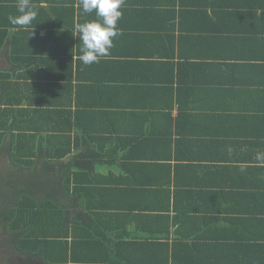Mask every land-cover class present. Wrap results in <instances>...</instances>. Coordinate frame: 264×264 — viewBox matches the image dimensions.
<instances>
[{"label": "crops", "instance_id": "crops-1", "mask_svg": "<svg viewBox=\"0 0 264 264\" xmlns=\"http://www.w3.org/2000/svg\"><path fill=\"white\" fill-rule=\"evenodd\" d=\"M33 2H40L36 19L14 26L8 16L20 15L18 0H0V129L13 124L10 137L26 138L24 161L34 163L54 143L68 153L70 196L63 191L58 204L69 223L50 229L56 234L46 237L43 255L25 253L13 264H264V165L256 160L264 151V99L249 97L246 88L228 96L220 89L226 81L264 83V0H213L217 16L195 13L178 27V35L202 37L210 46L211 63L185 80L206 82L213 70L221 78L211 99L189 100L186 107L195 105L183 112L176 102L159 103L144 93L114 96L129 91L137 70L158 80L156 54L171 30L140 27L126 14L110 50L114 56L84 65L76 29L98 17L81 18L77 0L74 18L56 21L52 3L69 0ZM217 39L226 43L214 49L210 41ZM226 63L238 69L236 77L219 73ZM116 74L121 83H114ZM78 99L88 112L78 113ZM127 99L136 106L129 108ZM123 109L136 110L131 117ZM33 135L55 142L40 149L41 138ZM8 140L0 152L7 165Z\"/></svg>", "mask_w": 264, "mask_h": 264}, {"label": "trees", "instance_id": "trees-1", "mask_svg": "<svg viewBox=\"0 0 264 264\" xmlns=\"http://www.w3.org/2000/svg\"><path fill=\"white\" fill-rule=\"evenodd\" d=\"M69 1L70 3L66 6H58L54 2L52 3L51 8L53 15L57 17L56 21H59L63 17L65 19H67V17L74 18L70 13L76 11L74 3L77 2V0ZM39 3L40 2H37L36 4L37 12L40 9L38 7ZM160 3L163 6H161V9H157L154 7L152 0H125L124 6L121 9L123 16L126 14L134 16L135 19L139 20L138 25L141 24L140 27L144 26L142 23H145L147 27L152 29H158L157 27L161 26V28H164V30L168 32L171 30V35L170 37L164 36L165 38H162L160 42V52L156 54L155 59L162 63L159 65L160 74L157 73L158 80H156V78L152 79L146 75L139 74L137 70L134 77H132V79L129 80V83H127L129 91L123 92L122 89H118L117 94H114V96H117L120 93L124 95L128 93L129 95L141 96L140 94L144 93V95L148 96L146 97L147 99H160L159 103L167 101L171 104L172 102L175 104L176 102L182 107V112L188 111L189 107L191 108L195 105L199 99H211L220 86L218 83L221 78L217 76L216 72H214L217 70H213L209 71L212 72V75L209 73V80H206V82H201L198 77L191 81L185 80V76L187 75L198 74L202 64L206 65V68L211 63L208 53V48H210V46L208 41L202 37L195 39L187 35L180 36L182 33L178 35L177 29L178 27L184 29L187 21H189L188 18H190V15L192 14L195 15L196 13V16H204L207 14L212 17V15H218V9L215 5L216 2L213 3V0L212 3L207 2V4L205 0H160ZM34 4L35 3L33 2V5ZM79 12L81 18H84L83 16H85L96 19L95 12L85 14L82 12L81 7ZM178 18H181V23H177ZM225 40L226 39H217L215 41H210V44L212 45V48L217 49V46L220 47L226 43ZM82 47L83 44L81 48ZM178 48L180 49L179 54L176 52ZM81 54L82 53L80 52V55ZM112 56H114L113 52L110 51L108 55L101 58L98 63L94 64L97 66L101 65ZM132 61L133 60L128 63L133 64ZM215 64H217V62H214L212 65ZM225 65L227 67V69H225L226 71L222 72V69L219 72L223 75V78L236 77L235 75L239 74L237 68L233 69L230 67L233 64L226 63ZM188 70L190 71V74H188ZM260 70L261 69L258 68V71ZM114 80V83H121L123 81L120 80V75L118 74L114 76ZM131 84H133V86H130ZM142 84H147V86L143 88ZM238 88L244 90V93L248 92L245 88L250 89L249 97L251 96V98L264 99V83H259L257 81L249 82L248 84H238L226 81V84L220 87V89L225 92L226 96L235 95L239 90ZM259 88L262 89L260 90ZM100 94H102V92ZM120 95L115 98H120ZM102 99H104V97H100L99 100ZM133 99L141 98L135 97ZM133 99H127V101H129V108L136 106V101H131ZM189 100L196 102L191 106L187 104L186 107L185 103ZM0 103L2 102L0 101ZM87 105L88 104H84L78 99L76 104L77 110H79L78 113L88 112L83 111L88 108ZM96 107L98 108L99 105H96ZM151 107H155L159 114H163L167 111L163 109L160 110L159 106ZM4 110L6 114L9 111L8 109ZM133 110L135 111L136 109ZM134 111L123 109V115L126 114L128 116L129 113H131L132 115L130 116L133 117L135 113ZM90 112L94 113L92 111ZM2 113L0 112V115H3ZM70 113L71 112L69 111V114ZM182 121L185 122L186 120L182 119ZM2 124L3 122L1 125ZM10 128H13V124L11 127H2L0 129L3 130V132L0 131V152H5V150L2 149V146H5L7 142H9V138L11 139L9 145L12 154L10 164H6L7 169L3 171L0 169V193L2 196L5 195V201L2 202L3 211L0 214V218L2 219V225L4 224V230L10 235H15L16 254L22 255L25 253H36L37 256H40L43 255V252L45 253V251L49 249V245H47L49 241H45L47 239L46 237L48 235L56 234L54 230L50 229H55V226L59 224L69 223L67 222L69 218L64 211V207L58 204V202L62 200L58 199V196H60V198L65 197L66 195L64 192L66 191H68L66 192L67 197L70 196L69 191L71 190L72 167L71 163L66 164L63 161L68 153L61 152V150H55L53 147L56 145L54 143L55 140L54 142L52 140L46 141L44 137H40V149L43 148L41 147L43 144L51 145L54 143V145L52 147L47 146L45 152L41 153L39 151L38 155H36L37 161L34 163L32 161H24L21 149L22 145H25L26 138L23 135H12L10 137ZM52 137L53 136L50 138ZM31 138H34L35 140L39 137L33 135ZM166 138L168 137L166 136ZM29 142L31 144L30 140ZM8 169L12 173V175L9 173L11 176L10 178L6 175ZM226 169L229 171L231 170V168L228 169V167H226ZM227 176L230 175L227 174ZM39 230L44 238L39 236ZM50 240L55 241L54 238Z\"/></svg>", "mask_w": 264, "mask_h": 264}, {"label": "clouds", "instance_id": "clouds-1", "mask_svg": "<svg viewBox=\"0 0 264 264\" xmlns=\"http://www.w3.org/2000/svg\"><path fill=\"white\" fill-rule=\"evenodd\" d=\"M125 0H80L82 12H95L97 20L86 22L77 27L79 40L82 41L80 61L84 65L98 63L108 55L114 46V39L121 35L118 22L123 16ZM19 16H8L11 25L27 26L36 19L38 12L30 0H18ZM256 160L264 165V151L257 152Z\"/></svg>", "mask_w": 264, "mask_h": 264}, {"label": "rangeland", "instance_id": "rangeland-1", "mask_svg": "<svg viewBox=\"0 0 264 264\" xmlns=\"http://www.w3.org/2000/svg\"><path fill=\"white\" fill-rule=\"evenodd\" d=\"M0 169L1 171L6 170L7 169V165L6 162L4 160L3 154L0 155ZM9 173H11V171L8 169L7 172V177H11L9 175ZM12 175V173H11ZM9 181V180H8ZM0 214L3 211V204L2 202L5 201V195L2 196V194L0 193ZM12 198V197H11ZM2 219L0 218V264H13L15 260L19 259V257H21L20 255L18 256L15 250V247L11 245V240H12V235H10L9 233H7L4 230V224L2 225ZM22 259V258H21ZM21 260H18L16 262V264H18ZM24 262H20V264H23Z\"/></svg>", "mask_w": 264, "mask_h": 264}]
</instances>
